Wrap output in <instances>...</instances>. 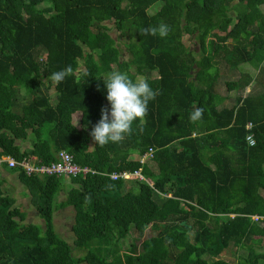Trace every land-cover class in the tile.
<instances>
[{
  "label": "trees",
  "instance_id": "obj_1",
  "mask_svg": "<svg viewBox=\"0 0 264 264\" xmlns=\"http://www.w3.org/2000/svg\"><path fill=\"white\" fill-rule=\"evenodd\" d=\"M152 20L169 26L167 37L140 34ZM108 24L127 42L118 44ZM69 66L63 82L47 79ZM112 71L145 77L159 95L142 128L134 122L124 141L100 147L90 133L101 109L110 112L103 80ZM229 73L238 76L225 81L234 92L226 105L218 85ZM149 148L153 159L141 164ZM59 150L95 171L72 177L57 204L74 210L73 246L53 224L65 177L7 169L43 227L24 223L0 177V264H110L113 224L121 244L132 240L136 264H231L221 258L231 245L249 250L235 264H264V250L253 246L264 242V0H0V156L50 164ZM125 170H141L146 181L110 178ZM148 226L155 235L146 237Z\"/></svg>",
  "mask_w": 264,
  "mask_h": 264
},
{
  "label": "rangeland",
  "instance_id": "obj_2",
  "mask_svg": "<svg viewBox=\"0 0 264 264\" xmlns=\"http://www.w3.org/2000/svg\"><path fill=\"white\" fill-rule=\"evenodd\" d=\"M159 9V5H155L152 8H150L148 10L150 15L155 14V12ZM230 14H232L233 16H235V12L231 11ZM108 26L110 27V33L113 35V37L117 40V43L119 44L121 41L122 42H127L126 38H119V33L115 30V28L113 27V24H108ZM156 26L155 23H153L152 20V25L151 27ZM234 35L236 36V34L231 31L230 32V41H232V39L234 38ZM183 41L185 43V45L193 50H197V57L201 56L200 53V48H199V43L196 41L195 38L193 37H189V36H185L183 37ZM121 49L123 50V59L124 60H128V52L126 51V49L124 50V47L121 45ZM84 64H82L81 67H83ZM248 66V65H246ZM115 68V65H114ZM247 69L249 71H251V69H249V67H247ZM229 72V71H228ZM254 72V70L252 71ZM222 79L220 80V84L218 85V91L220 93H222V95H229V92L226 91V85H225V81L227 79L230 78H235V76H238L237 73L231 75L226 74V75H222ZM148 83L150 82L149 80H147ZM256 87L258 86L257 84L255 85ZM255 87V88H256ZM48 95L50 96L52 102L55 100V91L54 89H50L48 91ZM233 98V97H231ZM230 98V103H232ZM74 124L79 127L80 123L77 121L76 118L73 119ZM20 145L23 147V149H29L30 148V142H26V143H20ZM91 151H94V149L91 147ZM94 155V154H93ZM7 178L5 179V191L7 192V194H10L9 196H12L15 201H16V205L17 207L20 208V210L22 212L25 213L26 219L24 221V223H32L35 225H38L40 227H43V220L42 218L36 214L34 208L32 207L33 205L31 204V196L28 194V191L26 188H24V186L19 182L17 175L16 174H7ZM65 192V193H63ZM66 192H68V190L64 191L61 190L55 197V207L56 210L54 211V217H53V224H54V229L56 231V233L63 238L64 240H66L69 244H73V240H74V235L71 232V226L73 224L74 221V210L72 207H57V204L59 202L64 201V199L66 198ZM264 195V193H263ZM149 227V226H148ZM111 230H112V245L110 247L109 250V255L111 257V262L110 264H136V260L134 259L135 257V251L136 250H129L128 248L133 244L132 240L130 238L126 239L125 242H122V244L118 241V235L120 236L121 233H123V230L119 227H117L116 225H112L111 226ZM156 232L155 231H150V227L146 230V237H150L155 235ZM139 242H137V247L140 249L139 247ZM249 245V244H248ZM73 246V245H72ZM258 251H263L264 250V242H262L261 244H257V245H253ZM247 247L244 246H236V245H231L228 249L222 251L221 254V258L230 262L231 264H235L236 261L238 260L239 256L241 255H246L247 251H249ZM128 250V251H127ZM129 252V253H128ZM72 254L74 256H82L84 254V251L79 249V248H74L73 247V252ZM107 260V259H106ZM110 260V258L108 257V261ZM201 264H205L204 262H202Z\"/></svg>",
  "mask_w": 264,
  "mask_h": 264
},
{
  "label": "clouds",
  "instance_id": "obj_3",
  "mask_svg": "<svg viewBox=\"0 0 264 264\" xmlns=\"http://www.w3.org/2000/svg\"><path fill=\"white\" fill-rule=\"evenodd\" d=\"M169 31V26L161 23L159 26L142 29L140 34L142 36L159 35L160 38H165ZM72 74L73 69L69 66L53 72L47 79L59 84ZM103 83L106 86V98L111 109L110 112L107 107L101 109V119L90 133L95 144L100 147H104L110 142L124 141L132 134L134 122L139 121L138 126L142 128L149 102L155 100L159 95V91L153 90L145 77L138 76L134 80L127 72L112 71L106 75ZM202 113L203 109L195 110L191 114V120L196 122L201 118Z\"/></svg>",
  "mask_w": 264,
  "mask_h": 264
},
{
  "label": "built area",
  "instance_id": "obj_4",
  "mask_svg": "<svg viewBox=\"0 0 264 264\" xmlns=\"http://www.w3.org/2000/svg\"><path fill=\"white\" fill-rule=\"evenodd\" d=\"M253 124L248 123L246 129H252ZM246 141L249 146L255 144V140L251 133L246 136ZM154 156V149L149 148V150L140 157L141 164L150 163ZM15 169L18 172H24L27 176L37 175L39 177L44 176H66V177H76L77 175H85L87 173H94L92 169L88 167H82L74 161L72 154L65 150H59L56 153L55 161L50 164H38L36 163V157L25 156L21 161L15 160L10 156H0V169ZM137 177L140 180H145L144 176L141 174V170L138 171H121L113 172L110 174L112 180L118 179H131ZM258 216H253L252 219L258 220Z\"/></svg>",
  "mask_w": 264,
  "mask_h": 264
},
{
  "label": "crops",
  "instance_id": "obj_5",
  "mask_svg": "<svg viewBox=\"0 0 264 264\" xmlns=\"http://www.w3.org/2000/svg\"><path fill=\"white\" fill-rule=\"evenodd\" d=\"M246 65H248V64H246ZM245 65V66H246ZM246 67H249V69H251V73H253L252 71L254 70V72L256 71L255 69H253L251 66H246ZM233 75V74H232ZM222 94V93H221ZM231 97H234V92H230L229 93V95L227 96V100L225 101V104L226 105H230V98ZM74 118H76L77 119V121L80 123V119H81V113L80 112H77L76 114H74L73 115V119ZM80 125V124H79ZM92 153H94V151H92ZM16 174L17 175V172H15V173H10V172H8L7 171V169H5V168H2V169H0V177L3 179H6L8 176H7V174ZM64 185H65V188H64V191H66V190H70L72 187H73V183H72V180H71V178L70 177H65V181H64ZM25 188V187H24ZM28 191V190H27ZM63 193H65V192H63ZM28 194H29V192H28ZM66 194H67V192H66ZM31 198V197H30Z\"/></svg>",
  "mask_w": 264,
  "mask_h": 264
}]
</instances>
